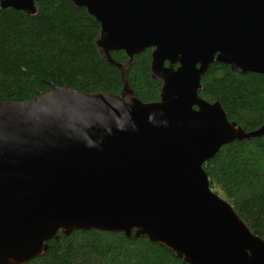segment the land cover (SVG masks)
<instances>
[{
  "label": "water",
  "instance_id": "1",
  "mask_svg": "<svg viewBox=\"0 0 264 264\" xmlns=\"http://www.w3.org/2000/svg\"><path fill=\"white\" fill-rule=\"evenodd\" d=\"M72 1L100 23L106 56L153 48L160 100L53 88L0 103V264H24L73 229L136 230L189 264H264V240L202 168L264 127L247 133L198 95L214 61L264 74V0ZM0 6L36 12L35 0Z\"/></svg>",
  "mask_w": 264,
  "mask_h": 264
},
{
  "label": "trees",
  "instance_id": "2",
  "mask_svg": "<svg viewBox=\"0 0 264 264\" xmlns=\"http://www.w3.org/2000/svg\"><path fill=\"white\" fill-rule=\"evenodd\" d=\"M35 7L29 14L0 6V103L28 101L53 88L118 96L128 90L143 103L160 100L163 81L151 71L153 48L130 58L122 50L106 56L97 44L100 23L86 8L72 0H35ZM198 95L218 101L247 133L264 127V74H240L214 61L200 77ZM202 168L211 191L264 240V133L223 145ZM24 264L189 263L136 230L73 229L59 231L42 255Z\"/></svg>",
  "mask_w": 264,
  "mask_h": 264
},
{
  "label": "rangeland",
  "instance_id": "3",
  "mask_svg": "<svg viewBox=\"0 0 264 264\" xmlns=\"http://www.w3.org/2000/svg\"><path fill=\"white\" fill-rule=\"evenodd\" d=\"M123 69H124V68H123ZM128 93H129V91L127 90L125 94H128Z\"/></svg>",
  "mask_w": 264,
  "mask_h": 264
},
{
  "label": "flooded vegetation",
  "instance_id": "4",
  "mask_svg": "<svg viewBox=\"0 0 264 264\" xmlns=\"http://www.w3.org/2000/svg\"><path fill=\"white\" fill-rule=\"evenodd\" d=\"M176 67H177V66H176ZM176 67H175V68H176Z\"/></svg>",
  "mask_w": 264,
  "mask_h": 264
}]
</instances>
